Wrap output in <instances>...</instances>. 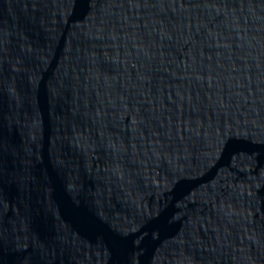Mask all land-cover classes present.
Listing matches in <instances>:
<instances>
[{"label": "water", "instance_id": "water-1", "mask_svg": "<svg viewBox=\"0 0 264 264\" xmlns=\"http://www.w3.org/2000/svg\"><path fill=\"white\" fill-rule=\"evenodd\" d=\"M0 264H264V0H0Z\"/></svg>", "mask_w": 264, "mask_h": 264}]
</instances>
